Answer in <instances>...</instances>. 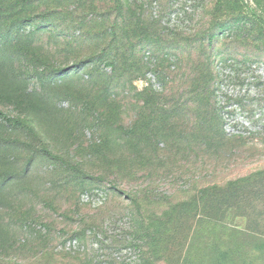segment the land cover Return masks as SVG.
I'll use <instances>...</instances> for the list:
<instances>
[{
  "label": "rangeland",
  "instance_id": "obj_1",
  "mask_svg": "<svg viewBox=\"0 0 264 264\" xmlns=\"http://www.w3.org/2000/svg\"><path fill=\"white\" fill-rule=\"evenodd\" d=\"M122 1L0 0V264H200L231 237L202 218L264 229L257 196L179 209L264 177V0Z\"/></svg>",
  "mask_w": 264,
  "mask_h": 264
},
{
  "label": "trees",
  "instance_id": "obj_2",
  "mask_svg": "<svg viewBox=\"0 0 264 264\" xmlns=\"http://www.w3.org/2000/svg\"><path fill=\"white\" fill-rule=\"evenodd\" d=\"M129 0H123L121 2V6L119 9L120 15L124 16V18H128L126 11L128 8L125 4L132 6L136 3L137 0H133L132 3L128 2ZM240 2H244V0H239ZM249 7L250 15L258 20L260 23L264 25V20L258 16L257 12ZM123 12V13H122ZM215 36H212L208 39L209 46H212V42H214ZM64 71V70H63ZM60 69L53 70V73H60ZM160 74V72L158 73ZM161 75V74H160ZM198 99L201 97L198 94ZM0 120L6 122L7 124L17 123V119H13L8 117L5 113L0 111ZM264 179L262 174L254 175L249 178L238 181L235 184L229 185L227 189H217L218 187L214 186L213 188L206 189L201 191L202 196L199 199H195L194 201L186 202L182 206H180V210L186 213L192 210L196 215L200 214L202 211H207V208L210 210L220 211L224 207L229 209L235 207L240 204H247L246 208L253 209L252 203L255 197L257 196V201H260L264 205V190L257 188V192H251L253 185L251 182H254L257 177ZM212 190H216L211 194L210 199L212 200H204L208 195H210ZM177 212V211H176ZM182 212L178 211L177 214H182ZM205 218H202V223L206 225L218 226L224 234H228L229 238L223 240L221 243L210 242V252L208 256H206L207 261L205 263L200 264H264V229L263 231H257L255 233H246L245 231H238V234L241 236L234 237L233 232L237 229H231V227L221 225V221L217 220V218H211L205 221ZM257 218L264 219V213L258 214ZM259 224H257V227ZM152 227V226H151ZM154 227V225H153ZM216 228V227H215ZM218 230V229H216ZM213 234H216L217 231H211ZM232 232L233 234H230ZM149 233L148 227H144L139 231L141 239L150 238L151 242L154 241V237ZM149 235V236H148ZM225 245V246H219ZM148 261V260H147ZM146 264V261H145ZM147 264H149L147 262Z\"/></svg>",
  "mask_w": 264,
  "mask_h": 264
}]
</instances>
